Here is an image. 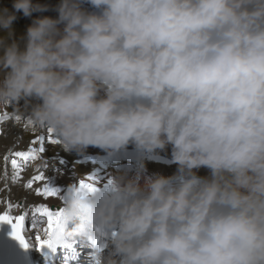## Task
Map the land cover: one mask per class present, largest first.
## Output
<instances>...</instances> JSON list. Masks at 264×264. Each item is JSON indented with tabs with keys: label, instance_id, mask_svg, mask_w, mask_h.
<instances>
[{
	"label": "clouds",
	"instance_id": "9594fccd",
	"mask_svg": "<svg viewBox=\"0 0 264 264\" xmlns=\"http://www.w3.org/2000/svg\"><path fill=\"white\" fill-rule=\"evenodd\" d=\"M48 7L0 6V106L131 160L59 194V241L96 240L91 264H264V0H59L16 35Z\"/></svg>",
	"mask_w": 264,
	"mask_h": 264
},
{
	"label": "bare ground",
	"instance_id": "6f19581e",
	"mask_svg": "<svg viewBox=\"0 0 264 264\" xmlns=\"http://www.w3.org/2000/svg\"><path fill=\"white\" fill-rule=\"evenodd\" d=\"M39 15L46 14L43 13ZM36 16H38V14L33 13V16L29 17L30 21ZM9 122L6 120L0 121V129L7 132L6 136L3 132H0V175H3L5 171L4 156L9 148H11L14 153L16 151H28V147H32L30 141L28 144H23V141L21 140L22 137L17 134V130H15ZM38 137L41 139L36 143L37 147L39 148L42 143L46 150V143H48L47 131L40 130L35 139ZM160 155L163 159L145 162L148 173L159 172L164 175L172 174L176 169V165L168 163V159L170 158V148L162 151ZM11 158L12 156H9L7 162V172L9 177L13 174L10 164ZM17 159L23 167V171L20 174V179H18L16 183H12L11 179L7 181L8 187L11 190L10 194L7 190L0 192V215L8 214L12 217L26 215V226L27 224H31L30 209L32 207L46 205L50 209V205L53 204L57 205V207L50 210L55 211L59 209V204H61L59 195L52 197L36 195V188H43V182L34 181L31 189L24 187L33 176L38 174V169L44 170V161H49L50 169L48 167L45 172L48 177V182L51 186L59 190V194H62L70 184L77 183V178L84 179L85 182L102 184L106 182L108 177L117 172L123 171L131 163L130 158L126 155L107 158L103 151L95 147H89L86 150L85 157L81 155L80 159H78L79 163H75V165L71 167H64V162L57 159L45 158L43 156L42 158L27 163L19 158ZM78 167L80 169H78ZM202 170L206 176L208 170L201 168L199 173L202 172ZM89 176H95L97 179L89 180ZM4 183L5 181L0 180V188L4 187ZM44 226H46V222ZM36 234V231H31L26 234V239L30 242V247L28 248L22 247L19 242L14 240L11 241L10 245L7 244L6 240H1L0 264H69L66 262L67 258H70L72 263H74L75 260V258L70 255L71 250L78 253V256L85 260L87 264H91V257L89 255L91 249L86 244L82 245L83 242L77 240L75 243H72L70 248L68 247V243H55L51 246L38 248L36 246ZM40 234L43 236L42 228Z\"/></svg>",
	"mask_w": 264,
	"mask_h": 264
},
{
	"label": "snow or ice",
	"instance_id": "6c2138e0",
	"mask_svg": "<svg viewBox=\"0 0 264 264\" xmlns=\"http://www.w3.org/2000/svg\"><path fill=\"white\" fill-rule=\"evenodd\" d=\"M20 116L17 115L15 117V120L19 121ZM28 124H30L29 121H27ZM0 132H3V134L6 136L7 132L0 129ZM48 133V142L55 144L59 143L57 139H54L52 136L51 130H47ZM41 138H37L32 141V144H36ZM45 152V148L43 144L41 143L39 148L30 147L28 151H16L12 152V149L9 148L8 152L4 156L5 160V171L3 175H0V180L5 181L4 187L0 188V192H4L7 190L10 194V188L8 187L7 181L11 179L12 183H16L18 179H20V174L23 171V167L18 162L19 158L20 160L24 162L29 161H35L39 158H42L43 153ZM9 156H12L10 160L11 168L13 170V174L11 177L8 176L7 172V162L9 160ZM49 167V161L46 160L43 163V169H38V174L32 177L26 185H24L25 188L31 189L33 182H43V188L37 187L36 188V195L38 196H44V197H52V196H58L59 190L53 186H51L48 182V177L46 176L45 172ZM89 180H96L97 178L95 176H89ZM80 186L81 187H87L90 191L96 190V184L91 182H85L84 179L80 180ZM31 211V224H27L26 226V215H18L15 217H12L8 214L0 215V222H6L11 226V236L14 237L19 244L24 247L28 248L30 247L29 240L26 239V234L31 231H36V246L43 247V246H51L55 243H63L59 241L57 234H56V228L59 223V216H60V209L58 210H50L48 206L46 205H39L34 206L30 209ZM46 222V226L45 225ZM42 228L43 236L40 234V230ZM89 244L92 246H95L97 244V241L92 239L91 237L88 240ZM72 243H75V241L68 243V247L70 248L72 246Z\"/></svg>",
	"mask_w": 264,
	"mask_h": 264
},
{
	"label": "rangeland",
	"instance_id": "374dc122",
	"mask_svg": "<svg viewBox=\"0 0 264 264\" xmlns=\"http://www.w3.org/2000/svg\"><path fill=\"white\" fill-rule=\"evenodd\" d=\"M41 1L44 4H47L48 10L43 12L48 16L55 17L56 12L54 10L55 5L59 2V0H36V2L41 3ZM0 6H6L10 10L12 8V0H0ZM43 13H36V14H43ZM31 23L29 17H24L22 13H17V19L14 21V31L16 35L22 36L25 32L26 26ZM19 115L21 118L19 121L15 120V117ZM3 118V119H2ZM10 121V125L17 130V134H19L22 138L21 140L23 141V144H28L29 141L35 140V137L39 134V131L33 132L31 130V125L27 123V115L20 110L13 109L9 106H0V121L2 120ZM53 136V135H52ZM54 139H56L53 136ZM46 150L44 152L43 157L49 158V159H57L60 160L61 162H64L65 166L64 167H71L74 166L75 163L78 164L80 159V156L82 155L85 157L86 152L83 154H77L76 152H66L64 151L60 144L55 143L54 145L52 143H46ZM32 147L38 148L36 144H32ZM30 147H28V150ZM82 159V158H81ZM50 169V167H49ZM78 169H80L78 167ZM201 176H205L204 171L199 173ZM59 204V203H57ZM60 205V204H59Z\"/></svg>",
	"mask_w": 264,
	"mask_h": 264
}]
</instances>
